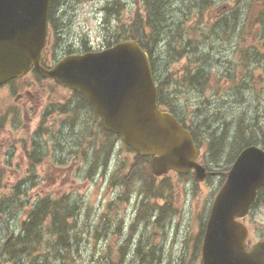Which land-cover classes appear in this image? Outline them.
<instances>
[{
  "label": "rangeland",
  "instance_id": "obj_1",
  "mask_svg": "<svg viewBox=\"0 0 264 264\" xmlns=\"http://www.w3.org/2000/svg\"><path fill=\"white\" fill-rule=\"evenodd\" d=\"M114 1L121 7L106 13ZM251 1L165 0L149 42L156 84L187 127H198L203 137L223 135L217 153L209 152L205 141L200 149L201 162L216 175L203 182L174 173L158 178L166 198L145 192L148 183L139 172L144 163L120 139L107 136L80 99L39 124L48 103L65 100L46 98L69 96L67 91L42 83L37 89L44 88L39 93L45 99H24L0 88V264H11L2 250L10 233L21 234L28 214L47 198L64 203L70 217L63 219L60 234L49 231L48 221L42 225L46 232L35 252L21 256L24 264H201V232L230 165L236 129L264 141V36L254 21L264 6L258 0L251 9ZM57 11L62 25L50 62L85 47L102 49L117 32L130 33L136 16L147 14L142 0H67ZM182 45L188 53L179 58ZM197 70L204 77L201 86L189 81ZM33 78L28 74L22 81ZM36 128L43 132L34 134ZM246 227L252 243L264 239V210H252ZM56 241L68 247L59 256L48 249ZM136 246L143 248L139 254ZM148 247L158 262L146 254Z\"/></svg>",
  "mask_w": 264,
  "mask_h": 264
},
{
  "label": "water",
  "instance_id": "obj_2",
  "mask_svg": "<svg viewBox=\"0 0 264 264\" xmlns=\"http://www.w3.org/2000/svg\"><path fill=\"white\" fill-rule=\"evenodd\" d=\"M49 3L0 0V85L35 67L41 76L83 95L106 131L120 136L139 156L151 157L154 176L193 171L194 180L203 181L207 172L196 163L198 150L190 133L157 106L148 55L138 43L126 40L99 52L69 55L49 70L40 66ZM263 186L264 150L249 146L236 157L212 203L202 264H264V240L245 252L240 222Z\"/></svg>",
  "mask_w": 264,
  "mask_h": 264
},
{
  "label": "trees",
  "instance_id": "obj_3",
  "mask_svg": "<svg viewBox=\"0 0 264 264\" xmlns=\"http://www.w3.org/2000/svg\"><path fill=\"white\" fill-rule=\"evenodd\" d=\"M67 1V0H51L50 1V12H49V20H52L53 23L57 21L55 17V8L57 7L59 2ZM261 4L264 6V0H262ZM257 3L258 0H252L250 8L252 9L253 5ZM143 7L146 9V16L141 19L139 16H136V21H134L133 25L131 26L130 33H123L117 32L116 35H114L113 39L109 40L107 42L106 46H110L114 43H117L119 41L132 39L137 41L142 49H144L148 56L151 58V47L149 45V42L153 40L154 35L156 32H158V24L161 23V19L163 17V7L165 6L166 2L165 0H142ZM121 5L119 4V1H114L110 5L106 7V13L108 11L117 12L118 8H120ZM261 24V33L264 36V10L262 12L258 11V15L256 16V21ZM261 20V21H260ZM264 38V37H263ZM87 50V48H85ZM188 51L181 46V51L179 52L178 57L181 58L182 55L187 54ZM178 54V53H177ZM203 76L200 74V72L197 70L195 73L190 75L189 81L193 84H197L201 86V83L203 81ZM157 90H158V104L159 106H164L168 108L169 112L172 113L170 110L172 107L171 99L168 98L166 93L164 92L161 84H157ZM84 101V99H83ZM3 123V119H0V124ZM190 131L192 133V136L194 138V141L199 149H201L205 144H203V141L208 142L209 144V152L211 153H217L220 151L223 147V135L216 137H203L202 133L198 131V127H189ZM107 136L115 137L111 133H105ZM232 155L228 159V164H231L234 157L237 155L241 149L244 147L250 146V145H256L260 146L262 149H264V141L258 140L254 137L253 134H246V132L242 128H237L232 140ZM136 158L139 160V162L144 163L142 169L139 171L141 174L145 177L144 181L148 183V189L145 190L147 194L152 195L154 198H166V190L160 187V185H157L155 179L150 171H149V161L146 158H142L139 156H136ZM206 162L207 158L204 156ZM214 158H210L209 160L215 161ZM228 166L225 167L224 172L228 170ZM144 169V170H143ZM130 176L134 178V171L132 168V171L130 173ZM167 178V177H166ZM128 178L125 179V181ZM165 179V178H164ZM224 179V176L222 178V181ZM164 182L165 180H161ZM160 181V182H161ZM163 192V193H162ZM63 200H66V197L61 198ZM64 204V203H63ZM63 204H56L55 201L51 199L41 200L39 204H36L34 206V209L31 210V212L28 214V217L25 219V221L21 225V234H19L16 238L12 236V233H10L8 239L5 241V243L2 245V250L4 252H8L9 255V261L11 264H24V261H22L21 256L27 255L29 256L33 252L36 251L37 246L39 245V241L41 239L40 234H45L46 228H42V225L48 221L50 224H48L47 228L51 229V233L56 232L60 234L64 231V226H61V223L64 222L63 219L69 218V211L65 208ZM253 206H263L264 207V187L259 189L257 192L256 200L253 204ZM166 207H168V202ZM166 207H161V213L165 210ZM62 211H61V210ZM61 211V212H59ZM141 216V211L138 212L136 221L139 220ZM162 215L157 216V222L162 218ZM59 225V226H58ZM60 229V230H57ZM58 241V240H57ZM55 242L50 246L48 249L51 250L53 253L57 254L59 256V253L62 254V251H67L68 247L63 243V241ZM143 250L142 247L137 246L136 247V253L139 254L140 251ZM147 250V249H146ZM146 254H150L151 250L145 251ZM150 259L152 262H158V260H152V256L150 255ZM150 262V261H149ZM143 263V262H142ZM151 263V262H150Z\"/></svg>",
  "mask_w": 264,
  "mask_h": 264
},
{
  "label": "flooded vegetation",
  "instance_id": "obj_4",
  "mask_svg": "<svg viewBox=\"0 0 264 264\" xmlns=\"http://www.w3.org/2000/svg\"><path fill=\"white\" fill-rule=\"evenodd\" d=\"M48 43H49V40H48ZM47 48H48V46H46V49L44 50V58L42 61V66L45 68H49L52 65V63L49 61V51L47 50ZM36 73L37 72L34 69H32L29 74H32L34 76L33 79H31L29 81H25V82H23V81H16L14 83L8 82L7 84L2 86L1 88L8 87L9 96H10V93L17 92V94L23 95L24 99H45L39 93V92H43L44 88H42V90H40V91H39V88L37 89V87L39 85H42V83L48 84L49 88L52 87V88L57 89V90L67 91L70 94L69 96L46 98V99H65L63 101L59 100L58 102L48 103L44 107V109L41 113L42 116H45L46 118H48V116H51L55 112H60V113L68 112L69 109H71L75 106L74 100H71V99H82L79 96H75L72 91H70V90H68L62 86L57 85L52 80L38 78L36 76ZM13 84H18V85L13 87L12 86ZM244 226H245V230H246V217L244 218ZM245 250H246V239H245Z\"/></svg>",
  "mask_w": 264,
  "mask_h": 264
},
{
  "label": "bare ground",
  "instance_id": "obj_5",
  "mask_svg": "<svg viewBox=\"0 0 264 264\" xmlns=\"http://www.w3.org/2000/svg\"><path fill=\"white\" fill-rule=\"evenodd\" d=\"M73 213V212H72Z\"/></svg>",
  "mask_w": 264,
  "mask_h": 264
}]
</instances>
